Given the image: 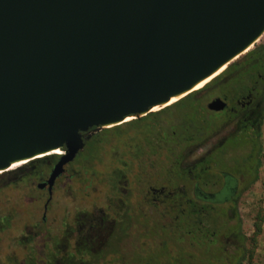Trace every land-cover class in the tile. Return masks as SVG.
Segmentation results:
<instances>
[{
	"label": "water",
	"instance_id": "obj_1",
	"mask_svg": "<svg viewBox=\"0 0 264 264\" xmlns=\"http://www.w3.org/2000/svg\"><path fill=\"white\" fill-rule=\"evenodd\" d=\"M263 34L264 0H0V171L63 150L51 195L93 130L153 113Z\"/></svg>",
	"mask_w": 264,
	"mask_h": 264
},
{
	"label": "trees",
	"instance_id": "obj_2",
	"mask_svg": "<svg viewBox=\"0 0 264 264\" xmlns=\"http://www.w3.org/2000/svg\"><path fill=\"white\" fill-rule=\"evenodd\" d=\"M216 98L226 102L224 110L208 109V104ZM263 124L264 45H259L204 88L175 104L97 132L85 141L84 151L66 166L65 171L76 169L77 179L85 186L80 193L85 197L101 193L100 204L125 200L130 210L133 208L130 203L136 201L135 191L144 192L151 187L159 191L163 188L172 191L180 186L190 189L185 205L178 206L171 200L168 211H158L153 205L151 221L142 222L141 217L135 219V223L132 220L134 229L138 226L137 243L142 239V228H146L145 232L151 229V233L143 236L154 250L150 254L153 262L146 264H245L253 258V250L246 246L248 238L243 231L238 203L259 179ZM200 150L204 151L201 157L197 154ZM108 155L112 165L109 172H102L99 166ZM59 159V155H50L29 162L17 172L3 173L0 185L9 180L15 185L31 177L38 181V191H43L39 185L48 180ZM23 171L17 179L10 178ZM226 180L237 187L224 196L227 200L224 197L204 200L192 197L191 189L195 185L213 193L218 189L216 185ZM29 203L33 204L34 200ZM35 211L17 210L16 219L6 230L0 231V264L10 263L15 254L8 249L19 236L18 242H23L27 236H21L26 233V227L31 231L28 232L30 248L25 264H30L27 259L35 255L31 249L44 246L48 241L46 220H38ZM41 211L44 213V208ZM132 226L129 225L130 230ZM254 228V236L250 238L253 245L262 231L261 221L256 222ZM109 233L103 226L98 227L94 244L104 246ZM133 247L138 250L141 246ZM110 253L117 254L111 261L113 264H122V251L112 249ZM47 259L46 255L39 254L36 263L48 264Z\"/></svg>",
	"mask_w": 264,
	"mask_h": 264
},
{
	"label": "rangeland",
	"instance_id": "obj_3",
	"mask_svg": "<svg viewBox=\"0 0 264 264\" xmlns=\"http://www.w3.org/2000/svg\"><path fill=\"white\" fill-rule=\"evenodd\" d=\"M259 45H264V34L251 50ZM102 130L104 129L92 131L89 136L91 137ZM261 142L263 157L259 170V179L246 193H244L238 203V212L242 219L243 231L248 238L246 246L249 250H253V258L251 261H246L245 264H264V124L261 131ZM202 153L203 150H200L197 154L201 156ZM111 165L112 159L110 155H108L105 157L104 163L99 166V169L102 172H109L108 169ZM22 166L24 165L20 164L12 169V171L18 168L20 169ZM76 172L75 168L67 169V171L57 179L58 181L54 189L53 200L48 206L45 217L47 230L49 231V239L44 246L37 245V247H31L33 249V251L31 249V252H34L33 254L35 255L27 259L30 264H37L36 262L39 254L46 255L48 258L46 263L48 262V264H109L117 255L110 253L112 249H118V252L122 251L123 256L120 258L122 264L150 263L152 261L150 254L154 251L153 248H148L147 254L142 255L137 252L139 250L133 247L135 246L134 244H136L135 230L134 228L130 230L132 225L131 222H129V217L132 215V211L128 214V203L125 200H117L111 203L110 212L106 211L107 206L104 207L105 203L100 204V202H102V200H100L101 193L100 195L92 194L86 197L80 193L84 184L82 185L81 180L77 179L78 174H76ZM23 173L24 171L17 175L21 176ZM12 182L13 181H9L0 185V231H2L3 228H8L12 220L16 219L15 215L17 210L26 209V212H29L31 209H36L35 213L38 220L44 216L41 210H43V204H45L48 198L47 189L38 191V181L31 177H27V179L22 181H17L15 185H11ZM98 198L99 200L97 201ZM32 199L34 200L33 204L29 203ZM134 202L135 200L130 204L134 206ZM19 204H21V206H19ZM36 204L37 207H33ZM93 206L96 207L94 208ZM104 209L110 214L111 217L109 216V218L115 219L113 224H110L113 230L109 233L107 238L108 241L104 246L90 245L87 240V235L89 227L93 223H87L86 217L99 219L102 216L101 210ZM260 221L262 231L256 237V244L253 245L250 238L254 236V225L256 222L260 223ZM25 229L26 233L24 235L22 233L21 237H27L22 239V245L18 242L19 236L8 249L9 252L12 250L15 254L9 264H20L21 260H25L28 254L30 248L28 245V243H30L28 232H30L31 229L27 227ZM34 246H36V244H34ZM175 251H177V248ZM36 255L37 257L35 259ZM43 259L45 260V258ZM111 264L113 263L111 262ZM114 264H121V262Z\"/></svg>",
	"mask_w": 264,
	"mask_h": 264
},
{
	"label": "flooded vegetation",
	"instance_id": "obj_4",
	"mask_svg": "<svg viewBox=\"0 0 264 264\" xmlns=\"http://www.w3.org/2000/svg\"><path fill=\"white\" fill-rule=\"evenodd\" d=\"M204 87H202V88H204ZM201 89H199V90H201ZM196 91H198V90H196ZM155 112H157V111H155ZM203 153H204V151H203ZM63 154L64 153L62 151H56V152H54L53 155H63ZM199 157H201V156H199ZM18 177L19 176L18 175L16 176V174H15L14 176H11L10 178H12V180H15ZM57 181H56V183H57ZM56 183L53 187L51 195L48 191V187L44 188V190L47 189V193H48V199L46 200L45 204L43 205V208H44L43 218L44 219L46 217V212L48 210V206L53 200L54 189H55ZM216 186H218L217 187L218 189L216 190V192L210 193L208 191H204L202 188L195 185L193 187V189H191L192 197L201 198L202 200H204L206 198H211V199L222 198V197L226 196L227 193L237 190V187L232 185L231 180H229V181L226 180L225 182H222L221 185L217 184ZM124 194H127V191H125ZM134 195L136 197V201L134 202L135 204H134L132 210H130L128 207V211H129L128 214H130V212L132 211V215H130V217L133 216V218L129 217V220H130L129 222H132V220H133L135 223V221H136L135 219H137L139 217L142 218L141 219L142 222H149L152 220V216L154 214L153 208L151 206L155 205L157 207L158 211H163V210L168 211L170 206H171L170 205L171 200L174 203H176L178 206H183L187 203V200H189L188 197L190 195V189H187V186H183V187L180 186L176 189H173L172 191H170V189H168V188H163L162 190L159 191V190H156L154 187H151L150 190H146L144 192L143 191L142 192L141 191L140 192L135 191ZM225 200H227V198H225ZM140 203H142V204H140ZM46 206H47V209H46ZM105 206H107L106 211L110 212V207L112 206V204L107 202L104 205V207ZM106 211H105V209L101 210L102 216L99 219L86 217L87 223H89V224L93 223L89 227L88 235H87L88 236L87 240H88V243L90 245H95L97 243V242H95V238L98 236V227L103 226V229L108 230V232L110 231V233L113 230V227L110 226V224L111 223L113 224L115 219L109 218L110 214ZM87 216H89V215H87ZM146 220H149V221H146ZM151 223H153V222H151ZM137 227L138 226L136 225L134 230H135V235L138 237ZM133 228H134V225H133ZM3 229L5 230V228H3ZM145 230H146V228H144V229L142 228V231H141L142 232V234H141L142 239L138 243L135 242L136 244H134L136 247H138V244H139L141 247H139L138 250L143 251L144 253L147 252V249L150 248V246H151L149 240L143 239V236L145 234L148 235L149 231L151 233V229L147 230L146 232H145ZM23 262H24L23 264H25V260H23Z\"/></svg>",
	"mask_w": 264,
	"mask_h": 264
},
{
	"label": "bare ground",
	"instance_id": "obj_5",
	"mask_svg": "<svg viewBox=\"0 0 264 264\" xmlns=\"http://www.w3.org/2000/svg\"><path fill=\"white\" fill-rule=\"evenodd\" d=\"M252 47H253V45H251L250 47H248L243 53L248 52L249 50H251ZM243 53H242V54H243ZM237 58H238V57H236L235 59H237ZM235 59H234V60H235ZM227 66H228V65H225V66H223L222 68H220V69H219L217 72H215L212 76H210L209 78H206L205 80H203V81H201L200 83H198V84H197L193 89H191L190 91H187V92H185V93H183V94H180V95L174 97V98L171 99L169 102L163 104V105L160 106V107H155V108H153V109L151 110V112H155V111H158V110H160V109H162V108H165V107H167V106H170V105H172V104L178 102L179 100L185 98L186 96H188L189 94H191L193 91L195 92L196 90L201 89V88L204 87L208 82H211L212 79L216 78L217 75H220V74H221V73L227 68ZM141 116H143V115H141ZM134 118H136V117L128 118V119L125 120V122H130L131 120H134ZM113 126H115V125H109V126H107L106 128H112ZM56 151H62V152L64 153L63 155H65V151L60 150V149H57V150L51 152L50 154H54V152H56ZM26 163H27V161H21V162L14 163V164L12 165L11 168H9V169H7V170H4V171H0V175L3 174V173H5L6 171H12V169H14L15 167H17V166L20 165V164L25 165Z\"/></svg>",
	"mask_w": 264,
	"mask_h": 264
}]
</instances>
